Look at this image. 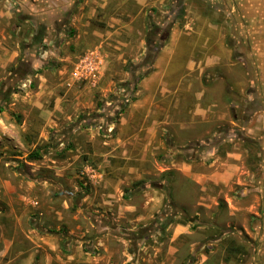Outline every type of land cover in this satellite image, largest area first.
Listing matches in <instances>:
<instances>
[{
	"label": "rangeland",
	"instance_id": "obj_1",
	"mask_svg": "<svg viewBox=\"0 0 264 264\" xmlns=\"http://www.w3.org/2000/svg\"><path fill=\"white\" fill-rule=\"evenodd\" d=\"M211 17L233 44L200 0H0V264H243L264 213L263 79L224 55L193 80L206 118L191 93L141 92L173 29Z\"/></svg>",
	"mask_w": 264,
	"mask_h": 264
},
{
	"label": "crops",
	"instance_id": "obj_2",
	"mask_svg": "<svg viewBox=\"0 0 264 264\" xmlns=\"http://www.w3.org/2000/svg\"><path fill=\"white\" fill-rule=\"evenodd\" d=\"M200 1L216 15L226 11L229 19L227 18L225 23L233 31V44L229 45L225 41L223 32L227 27L212 17L203 20V24H199L197 30L181 32L178 28H174L169 42L164 48L162 47L157 56L155 71L142 80L141 92L153 95V101L156 96L161 95L160 99L164 100L172 95V98L168 97V99L175 107L180 102L177 96L191 93L194 103L185 107L189 112L206 118L208 114L204 102L206 87L199 82V87L195 88L193 80L200 81L203 72L208 68L218 67L223 62L224 55L231 56L236 52L239 59L249 64L256 77L263 79L261 85L257 87V92L262 95L259 109L264 110V0ZM138 2L145 4L147 0H138ZM138 106L134 105L131 108L132 115L140 107ZM151 110L152 108L144 109L145 117ZM255 228L261 231L257 240L259 242L248 251L243 264H264V255L262 257L254 251L258 247L264 254V213L262 219L258 221V227ZM186 230L184 225L176 226L171 240L173 241ZM175 251L176 248L170 249L169 252ZM207 258L204 256L205 260ZM205 264H225V262L211 263L207 260Z\"/></svg>",
	"mask_w": 264,
	"mask_h": 264
},
{
	"label": "trees",
	"instance_id": "obj_3",
	"mask_svg": "<svg viewBox=\"0 0 264 264\" xmlns=\"http://www.w3.org/2000/svg\"><path fill=\"white\" fill-rule=\"evenodd\" d=\"M148 45L150 46V43H148ZM150 48H152V47L150 46ZM154 57L155 56H153V58H151V53H149L148 59L146 60L145 64H143L139 67L141 69V70H139L140 73H138L136 75V77L131 81V86H132L133 90L136 87V83H138L142 77H144L146 74H148L150 72V64L152 62V59H154ZM123 107H124V105H122V107H121V109H119L118 113L122 112Z\"/></svg>",
	"mask_w": 264,
	"mask_h": 264
}]
</instances>
